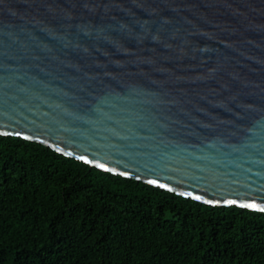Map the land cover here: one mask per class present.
I'll return each instance as SVG.
<instances>
[{
  "label": "water",
  "instance_id": "water-1",
  "mask_svg": "<svg viewBox=\"0 0 264 264\" xmlns=\"http://www.w3.org/2000/svg\"><path fill=\"white\" fill-rule=\"evenodd\" d=\"M0 136L264 212V0H0Z\"/></svg>",
  "mask_w": 264,
  "mask_h": 264
},
{
  "label": "trees",
  "instance_id": "trees-1",
  "mask_svg": "<svg viewBox=\"0 0 264 264\" xmlns=\"http://www.w3.org/2000/svg\"><path fill=\"white\" fill-rule=\"evenodd\" d=\"M0 264H264V212L204 205L0 136Z\"/></svg>",
  "mask_w": 264,
  "mask_h": 264
},
{
  "label": "snow or ice",
  "instance_id": "snow-or-ice-1",
  "mask_svg": "<svg viewBox=\"0 0 264 264\" xmlns=\"http://www.w3.org/2000/svg\"><path fill=\"white\" fill-rule=\"evenodd\" d=\"M150 183H151V181H150ZM230 203H233V202H231L230 201ZM246 207H255V205H245Z\"/></svg>",
  "mask_w": 264,
  "mask_h": 264
}]
</instances>
